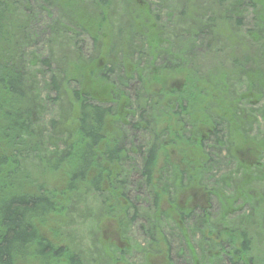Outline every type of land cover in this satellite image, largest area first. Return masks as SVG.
I'll list each match as a JSON object with an SVG mask.
<instances>
[{"label":"trees","instance_id":"obj_1","mask_svg":"<svg viewBox=\"0 0 264 264\" xmlns=\"http://www.w3.org/2000/svg\"><path fill=\"white\" fill-rule=\"evenodd\" d=\"M75 1L85 6L82 0ZM111 1L89 0V7L85 8L96 10L103 16L99 8L107 11L114 3ZM175 1L177 12L172 10V16L171 13L165 15L168 23H171V19L175 20L169 31L157 28L153 18L155 31L160 36L142 35L144 42L134 43L130 30L127 35L129 40L122 44L120 50V66L115 67L112 61L116 58L110 57H116V48H109L105 57L109 61L104 68H100L98 63L93 65L96 57L85 60L83 54L71 49L70 41L75 37L77 41L90 30L83 27L85 21L78 18L76 12L73 14L74 6L67 12L59 10L57 0H0V264H17L33 248H37L40 259L44 261L62 262L60 259L67 255L68 249L64 246L54 249L39 238L35 222L46 217L53 218L57 214L66 218V213L70 215L81 209L82 213L94 216L92 224L103 215L117 210H120V215H125L116 219L121 226L131 227L134 220L139 221L138 232L141 229L143 235L147 236L141 252L153 253L161 241L163 233L160 224L165 220V215L170 217V226L176 225L174 217L178 213L175 196L184 187L182 180L188 186L195 182L196 186L197 181L208 173L205 167L207 163H221V158H217L221 151L231 159L239 149H243L248 139L237 138L238 133L243 132L248 136L249 127L255 125L257 119L261 121L259 126L264 128V9L258 5L259 0ZM36 4L39 5V15H47L51 7L60 12V20H54L47 27L50 33L44 54L31 50V27L38 21L37 18L33 19ZM241 8L246 12L248 9L251 11L252 28L244 24ZM81 16L86 17L83 13ZM156 18L159 20L158 15ZM233 36L254 56L252 63L248 59L241 61L253 67L254 64L258 65L261 79L256 84V80L248 78V71L247 76L238 70L227 71V74L225 70H220V75L226 81L217 83L215 94L226 96L214 97L209 93V100L215 101V108L209 110L207 117L199 108L209 97L203 87L211 86L212 82L205 84L203 79L208 73L213 75L216 71L217 67L210 64L218 63L220 54L234 49L230 42ZM93 37V50H98V33ZM133 44L135 49L140 45L143 47L139 57L146 59H140L143 63L137 62L132 66L128 63L127 53H132ZM230 61L235 65L240 60L231 58ZM71 68L81 70L82 77H100L108 88L105 107L87 93L86 89L91 87H83L81 81L78 88L72 91L65 88ZM37 70L41 72L37 73ZM168 70H175L186 82L177 92L169 91L168 95L173 99L165 100L164 104L162 99L167 93L160 81L163 80L162 74ZM128 73H131L130 80ZM40 76H45L42 82L37 78ZM113 76L114 81L117 76L118 82L115 84L119 89L114 82H110ZM235 78L241 79L247 89L242 96L230 89L229 83ZM125 81L132 82L128 84L130 95L124 91L125 88L122 90L126 86ZM42 83V91H39V84ZM201 95L204 97L200 99ZM249 95L258 97L256 103L262 104L261 110L254 111L255 120L249 114L255 107ZM242 102L245 105L239 106L244 109L236 111L235 106ZM50 103L57 110L58 121H45L38 116L42 113L43 105ZM179 116H184L190 123L189 137H184L185 124L182 123V130ZM108 118L110 123L107 122ZM167 118L173 124L170 126L174 131L167 130L166 140L165 136L160 137L156 128L158 130L160 120L166 121ZM199 127L207 131L206 137L209 139L200 137ZM106 133H109V137ZM144 133L149 135L145 147L137 144L138 134ZM263 141L253 144L256 150H252V155L259 156L264 150ZM123 143L126 148L122 146ZM177 144L195 146L196 151L202 152L206 159L201 156L195 162V158L188 159L186 153H182L180 159L172 160L165 156L156 173L157 157L162 146L165 150L167 146ZM206 149L209 151L206 152ZM244 150L250 151L247 147ZM257 163L245 160L239 167L243 176L248 177L246 173L250 165ZM187 166L191 171L187 170ZM59 171H64V177L60 179L63 189L60 186L58 190H46L37 174L42 178ZM253 173L263 175L259 170ZM248 179L241 186L235 184L230 176L228 179L220 178L217 186L210 189L220 210L214 218L213 230L198 229L201 242H198L199 239L196 242L203 245L205 250L199 252L198 258L194 255V248H190L193 264H216L221 261L224 264H264V194L262 199L256 198L251 206L254 195L245 186ZM178 183H181L180 187ZM231 186L233 193L227 195L225 189ZM238 196L243 200L241 205H249V213L245 217L241 213L242 217L233 222L229 213L236 210L234 205ZM93 197L95 201L89 202ZM143 197L148 199V206L142 211L146 214L138 217L140 204L137 201ZM164 198L172 206V210L166 211L167 214H162L160 210ZM90 204H93L91 208ZM259 228L262 242L255 244V247L260 249L254 251L256 257L248 260L251 244L246 239L250 235L247 231L258 232ZM166 252L169 253V249Z\"/></svg>","mask_w":264,"mask_h":264},{"label":"rangeland","instance_id":"obj_2","mask_svg":"<svg viewBox=\"0 0 264 264\" xmlns=\"http://www.w3.org/2000/svg\"><path fill=\"white\" fill-rule=\"evenodd\" d=\"M89 0H82V3L85 5L84 7L81 5H78L75 0H57V4L59 7V10L67 11L71 10L69 8H73V14L76 12V16L85 21V25L83 27H86V30H88V34L81 36L76 41L75 37L70 41L71 49L75 50V52L79 54H83V57L85 60H92L95 57L97 58L95 61H93V65L98 63V66L101 68H104L107 61H109V58H105L107 54V50L110 48V50H114L116 48L117 55L116 57L110 56L111 58H116V60H113L112 63L115 65V67H119L118 65L120 63V58L122 55H119L121 52L122 44H126L128 42V34L130 30H132L130 33H132V41L137 42L140 41L141 43L144 42V39L142 35H149V36H156L159 37L160 33L158 31H155V26L153 24L154 19L156 23L157 28H161L162 30L169 31V29L172 28V24L174 23V19H171V23H168L166 21L167 16L165 15L170 14L172 16V13L177 12V4L175 0H130V2H127V0H112L111 2H114L109 9L106 11L104 8H99V11L103 13V16L96 10L91 11L86 6L89 7ZM260 1V2H259ZM258 5L262 6V9H264V0H259ZM38 4H36L35 12L33 13V19L35 20L37 18L38 21L31 27V39L30 42L31 50L36 51L37 54L42 53L44 54V51H46V39L49 36L50 30L47 28L48 25H50L54 20L58 19L60 20V12L59 10H56L55 8L51 7L48 9V14L45 15L41 13V15L38 14L37 8ZM176 8V9H175ZM147 9L149 13L147 12ZM173 10V11H172ZM241 11L243 12V19L244 24L248 26V28H252L253 21L250 16L251 11L248 9V12L244 11L243 8H241ZM149 14V17L147 13ZM81 13H83L86 17L83 18L81 16ZM156 15L159 16V20L156 18ZM40 17V18H39ZM150 18V20H149ZM154 18V19H153ZM149 20V21H147ZM34 22V21H33ZM92 28V29H91ZM70 30H73L72 28H69ZM148 29V31H147ZM246 29V28H245ZM95 31V32H94ZM120 32V33H119ZM98 33V50H93L92 41L91 38L95 36V34ZM119 34V35H118ZM165 34V33H162ZM95 38V37H93ZM231 45H234V49L228 53V50L225 51V54L218 57V63H212L210 61L211 67H217L216 71L211 74H207L206 77L203 79L205 84H208V82H212L211 86L204 85L203 90L206 93V96L212 94L214 97H222L226 96L223 94H215L216 85H218V82H225L226 78L222 77L220 75V70L226 72H233V71H240L246 72L249 79L256 80V84H259V81L261 79L260 76V67L258 65L254 64L253 67L252 64L247 65L243 63L244 59H248L249 63L254 62V56L249 54L243 46V43L239 41L236 37L230 38ZM137 44V43H136ZM138 46V44H137ZM200 47V45L198 44ZM141 45L137 49H135L133 44L132 53H127V60L128 63L133 66L135 63L140 62L143 63V60L140 59H146V57L140 58L139 54L141 52ZM53 50V48H51ZM56 50V48H55ZM56 53V52H55ZM114 53V52H113ZM58 52L56 53V55ZM166 55V54H165ZM203 54L201 53V58ZM226 58V59H225ZM239 59L240 61L236 62V64H232L230 59ZM212 59L211 57L209 58ZM140 60V61H139ZM242 60V61H241ZM243 65L244 68H241ZM145 65H143L141 68H143ZM40 69V68H38ZM54 68L52 69V71ZM50 71V72H52ZM37 73H40V70L36 71ZM83 73L81 70L76 68H71V72L67 77V80L65 82V88L68 91H72L75 88H78V84L82 82L83 87H91L90 89H86L88 94H91L95 98H97L102 106L105 107V103H107V95L106 90L108 89L106 85L101 81L100 77H93L92 79L88 78L86 75L82 77L81 73ZM120 72V71H118ZM129 79L131 78V73H128ZM163 80L160 81V84L162 83L166 90V95L163 97V101L165 104V100L173 99L170 95H168V92L174 91L177 92V89H181L183 85L185 84V80L182 79L181 74L178 75L175 70L171 71L168 70L167 72H164L162 74ZM39 82H42L45 78V76L37 77ZM36 78V82L38 84ZM127 80V81H128ZM241 79H231V82L229 83L230 89L234 90L239 96H242L244 93H246V87L243 81H240ZM81 81V82H80ZM228 81V79H227ZM240 81V85H239ZM80 82V83H79ZM114 82V86H116L115 82H118L117 76L116 80L114 81V76L112 77V81ZM126 82V81H125ZM81 84V85H82ZM119 84V83H118ZM132 84V82H126V86L124 85L122 87V90L130 95L131 92L128 91L129 85ZM38 87L39 91H42V84H39ZM96 88H93V87ZM82 87V88H83ZM228 87V86H227ZM120 87H118L119 89ZM160 88V87H159ZM157 88V89H159ZM210 88V89H209ZM209 89V90H208ZM47 91V89H45ZM44 92V89H43ZM252 93V92H250ZM132 97H135V94H132ZM204 96H200V99ZM230 97V96H228ZM250 100L255 105L254 108H252L253 111L249 112L251 115V119L255 120L254 118V111L255 110H261L262 104H257L256 99L258 97L249 95ZM211 98V95L207 99H205V102L201 105L202 108H199V110H202V113L205 114V116L208 117L209 110L213 111L215 101L209 100ZM259 99V98H258ZM243 100V99H242ZM244 101V100H243ZM237 100L234 102L236 103ZM245 102V101H244ZM210 105H209V104ZM239 105H245V103H240L235 106L236 111L243 110L244 107H240ZM42 113L38 116H40L43 120L48 121L49 119H53L55 121L57 120V110L53 106V104H46L43 105ZM208 109V112L206 111ZM225 109V105H223L222 110ZM247 109V108H245ZM215 110V109H214ZM201 113V114H202ZM196 114V113H195ZM165 116V115H163ZM184 117V116H183ZM182 116H179V126L183 130V122L185 124L184 127V137H189V122L183 118ZM165 117H162V119ZM260 119L256 120V124L253 125L250 128L248 136L245 135V133L241 132L238 133L236 136L237 138L248 139V142L245 144L243 149H239V151L234 154L231 159L227 156L225 157V154L220 153V156L217 158H221V163L218 161V163L214 162L212 165L207 163L206 164V173L208 176H212V179H210L208 184H205L204 186H208L209 189H213L215 186H217L220 178L228 179L230 176L231 179L235 180V184L237 185H244V181L248 179V186L249 190H251V194L254 195L252 198L251 206L254 205L256 198H261L264 194V150L260 152V155L257 156L256 154H251L252 150L254 149V143L258 144L261 142V140H264V128H261L259 125H261ZM107 122L110 123V119H107ZM160 126L158 127V130L156 128V132L160 135V137L165 136V139H168V135L166 134L168 129H172L171 126L173 124L170 122V119H166V121L160 120ZM171 125V126H170ZM111 129V126H109ZM187 127V128H186ZM261 128V129H260ZM199 132H201V136L203 140L209 139L206 137V130H202L200 127L198 128ZM171 131H174L173 129ZM121 134V133H119ZM106 135L109 137V133H106ZM138 145L140 146H147L148 145V138L149 135L144 134H138ZM263 136V137H262ZM125 142V141H124ZM264 143V141H263ZM129 145V143H127ZM264 145V144H263ZM123 147H127L126 144H122ZM250 151L244 150L246 148ZM164 146H162V150L158 153L157 157V164L155 168V172H159V167L161 165L162 159L166 156L170 159H180V156L182 153H186L188 155V159L196 158L197 161L199 157H204L205 155L202 154V152L196 151L195 146L191 145H180L177 144L173 147H168L164 150ZM264 149V147H263ZM254 149L253 151H255ZM203 151V150H202ZM209 150L206 149V152ZM204 152V151H203ZM219 152V150L217 151ZM166 153V154H164ZM197 154L199 155L197 157ZM186 155V156H187ZM224 157V158H223ZM206 159V158H205ZM209 159V157H208ZM225 159V160H224ZM249 159L253 162H259L257 164H251L250 170L248 169V172L246 175L248 177L243 176L241 169H239L240 165L244 163V161ZM225 161V162H224ZM187 170H190V167L187 166ZM256 170L259 172H263V175H256V173H253V171L256 172ZM38 175V179L42 182V184L45 186L46 190H53L62 186V179L64 177V171H59V173L39 178L40 174ZM257 178V179H256ZM39 183V182H38ZM241 183V184H240ZM206 188V187H205ZM236 188V187H235ZM189 193V191H186ZM191 192V191H190ZM225 193L227 195H231L233 193V187H229L225 189ZM176 194V193H174ZM250 194V195H251ZM87 195L92 196L91 193L89 194L87 192ZM180 192L176 194V202H180ZM88 196V198H89ZM95 198H90L89 202H94ZM131 201L133 199L131 198ZM202 201V200H201ZM200 201V202H201ZM88 202V201H87ZM206 202V201H205ZM137 203H139L138 207V217L143 216L146 213H143L142 211L148 206V199L147 198H140ZM164 204V200L161 202V205ZM210 204L214 207V215H217V212L220 210V205H218V202L215 197L210 199ZM241 204V203H240ZM93 206V204H90V208ZM244 206V205H243ZM80 207V206H79ZM234 207H237V204L234 205ZM82 208V207H80ZM251 209V207H250ZM249 211V205L245 206V208L242 210V216L245 217ZM239 212V211H238ZM229 213L230 221L239 220L240 217H242L241 213ZM82 209L76 213L74 211L70 215L66 213V218L61 214H57L56 216H52L53 218H43L40 220H37L35 222V228L37 231V235L42 240L49 243L54 249L56 248H64L66 247L68 250L66 251V256L63 258L61 257L60 260L62 262H54L52 260L50 263L48 261H44L43 258L40 259L41 255L38 253L37 248H33L28 252L27 256L24 257L23 260L17 261V264H193V260L190 258V255L188 254L187 250H185L184 244L179 242L178 235L179 228L182 226L178 225L175 227L168 228L164 225V222L160 224V227L162 229V235L160 236V243L158 245L157 250H155L153 253H145L141 252L145 248V242L147 241V236L140 234L138 232V226H140L139 221L136 222L134 220L133 225L131 227L128 226H121L120 223L117 221L121 216L120 210H117L113 212L112 214H107L106 216H102L98 219V221H95V223H91V220L93 219V215L91 213L86 214L82 213ZM94 215H96L93 212ZM88 215V217H86ZM128 217V215H127ZM130 217V215H129ZM66 219V220H65ZM117 219V220H116ZM129 219V218H128ZM139 219V218H138ZM65 220V221H64ZM65 222V223H64ZM64 223V224H63ZM201 225V221H198V226ZM194 227H196L195 224H193ZM188 229V228H187ZM184 228L182 229L183 232ZM248 237L247 242H250L251 244V251L247 255V259L251 260L253 257H256L254 255V251L257 249H260L259 247H255V244H260L262 242L261 240V232L260 228L258 229V232H255L254 230L247 231ZM157 235V234H156ZM158 237V236H157ZM159 238V237H158ZM255 239V240H254ZM201 242L200 239L198 241ZM196 243L195 246H192L195 249L194 255L198 258L200 257V251H202L203 245ZM64 246V247H63ZM169 249V253L166 252V250ZM184 250V251H183ZM205 250V249H204ZM42 248L39 249V252L41 253ZM198 253V254H197ZM167 254H169L167 256ZM80 256V258L78 257ZM258 257V256H257ZM172 259V260H169ZM246 259V262H247ZM72 260V261H71ZM168 261V262H167ZM196 264H199L197 262ZM216 264H224L222 261Z\"/></svg>","mask_w":264,"mask_h":264},{"label":"flooded vegetation","instance_id":"obj_3","mask_svg":"<svg viewBox=\"0 0 264 264\" xmlns=\"http://www.w3.org/2000/svg\"><path fill=\"white\" fill-rule=\"evenodd\" d=\"M210 179H212V176H208L205 173L201 181H197L196 186L195 182L192 183L190 186L185 183V180H182L181 182L184 187H182L180 190V202L178 201L177 205L175 206L178 214L175 215L174 220L176 223L175 226H182V228H179V233L181 234L178 235V238L179 242L182 243V245L184 244L185 250H187L188 254L189 252L191 253V245L195 246V244L197 243L196 241L201 237L198 229L207 228L213 230L215 227L214 218L216 217L214 215V207L210 204V199L213 197L211 195L209 187H204L205 184H208L207 181H209ZM181 183H178L179 187ZM186 191H189V193ZM242 202L243 200L238 196L235 200V204H237V207H235L236 210L234 209L233 213H236L238 211V213H242V210L246 206L241 205L240 203ZM160 210L162 214H167L166 211L172 210V206L167 204L166 198H164V204L160 205ZM165 217V220L162 221L164 222V225L168 228L172 227L170 226V217L168 215H165ZM206 217L207 219H205ZM199 220L201 221L200 226H198ZM193 224H195L196 227H194ZM183 228L184 230L182 232ZM139 233L143 236V232L141 229L139 230Z\"/></svg>","mask_w":264,"mask_h":264}]
</instances>
